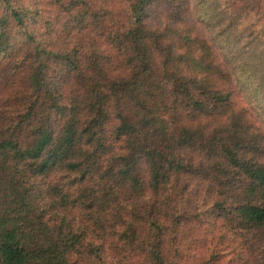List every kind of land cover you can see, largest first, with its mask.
I'll return each mask as SVG.
<instances>
[{
	"label": "trees",
	"instance_id": "16d2710c",
	"mask_svg": "<svg viewBox=\"0 0 264 264\" xmlns=\"http://www.w3.org/2000/svg\"><path fill=\"white\" fill-rule=\"evenodd\" d=\"M264 264V0H0V264Z\"/></svg>",
	"mask_w": 264,
	"mask_h": 264
},
{
	"label": "rangeland",
	"instance_id": "374dc122",
	"mask_svg": "<svg viewBox=\"0 0 264 264\" xmlns=\"http://www.w3.org/2000/svg\"><path fill=\"white\" fill-rule=\"evenodd\" d=\"M22 1H27V0H22ZM35 3L39 2L40 0H33ZM232 258H233V255H231L230 253L228 255H226V257L223 258L224 262L226 264H231L232 263Z\"/></svg>",
	"mask_w": 264,
	"mask_h": 264
}]
</instances>
